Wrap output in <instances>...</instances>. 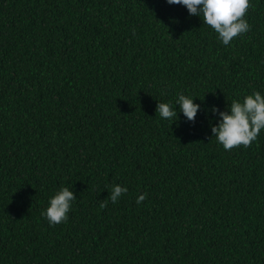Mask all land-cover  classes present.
Segmentation results:
<instances>
[{
	"label": "trees",
	"instance_id": "1",
	"mask_svg": "<svg viewBox=\"0 0 264 264\" xmlns=\"http://www.w3.org/2000/svg\"><path fill=\"white\" fill-rule=\"evenodd\" d=\"M250 4L225 46L166 0H0V264H264V129L231 151L211 132L214 106L264 96ZM62 187L76 199L50 226Z\"/></svg>",
	"mask_w": 264,
	"mask_h": 264
},
{
	"label": "clouds",
	"instance_id": "2",
	"mask_svg": "<svg viewBox=\"0 0 264 264\" xmlns=\"http://www.w3.org/2000/svg\"><path fill=\"white\" fill-rule=\"evenodd\" d=\"M169 5L186 7L191 16H203V23L210 26L217 34L223 45L251 30V26L244 18L251 7L250 0H166ZM180 112L187 121L194 123L200 105L183 94L176 101ZM156 112L165 120L178 119L170 103H158ZM211 112L219 116L216 126L211 127L213 137L221 144L225 151L250 147L264 129V96L254 92L244 98L243 102L234 100L228 110L221 112L215 106ZM128 189L115 185L107 199L100 207H107V200L115 204ZM147 198V193L139 195L136 203L140 204ZM76 199L73 191L62 187L49 201V207L41 215L45 216L50 226L65 223L71 210L72 202Z\"/></svg>",
	"mask_w": 264,
	"mask_h": 264
}]
</instances>
